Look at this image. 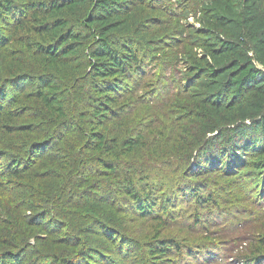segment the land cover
Instances as JSON below:
<instances>
[{"label": "trees", "instance_id": "trees-1", "mask_svg": "<svg viewBox=\"0 0 264 264\" xmlns=\"http://www.w3.org/2000/svg\"><path fill=\"white\" fill-rule=\"evenodd\" d=\"M158 2L0 0V28L11 31L14 46L2 59L7 84H0V130L8 136L0 140V264H42L35 255L45 249L46 238L38 235L46 233L66 247L44 251L49 264H113L93 259L96 250L83 235L99 234L103 245L117 249L136 241L144 264L194 258L198 250L187 244L207 249L235 241L232 229L215 233L218 224L201 223V213L218 208L222 196L214 194L211 175L264 178V6L261 0L199 3V26L187 29L179 57L182 86L169 108L179 123L150 140L145 131L159 108L139 101L148 119L136 123L123 97L133 80L140 86L137 76L154 49L143 22L157 23ZM14 84L28 90L10 100ZM168 144L171 168L150 154ZM163 167L171 176L159 175ZM21 192L40 204L27 205ZM256 196L264 201V193ZM178 200L194 224L184 227L187 234L171 235L166 227L180 218L173 209ZM78 209L84 218L75 217ZM116 209L133 210L151 228L126 236ZM259 219L260 232L228 264H264V214ZM220 258L208 252L202 260Z\"/></svg>", "mask_w": 264, "mask_h": 264}, {"label": "rangeland", "instance_id": "rangeland-1", "mask_svg": "<svg viewBox=\"0 0 264 264\" xmlns=\"http://www.w3.org/2000/svg\"><path fill=\"white\" fill-rule=\"evenodd\" d=\"M201 1L202 0H159L158 3L160 6L156 9L160 13L157 14L158 20L155 19L157 20V23L149 20H145L143 22L146 32H148V34L151 33L152 35L150 38L153 41H150L148 45L154 47V49L150 52L147 51L148 55L144 58L143 64L144 73L137 76V83L140 84V86L138 87L136 80H133L128 87L125 88L126 92H128L125 93L123 98L124 101L127 102L124 108L125 111H127L130 107L134 108L131 116L134 117L136 123L146 119L149 110L145 105H138L139 101L148 100V105L151 108L154 106L159 108V110L154 111V117L149 120V122L153 124V128L149 131H145L147 138H150V140H152L153 136L158 133V130L167 134L168 132L176 129L177 124L179 123V120L175 118L174 113L171 112L169 108L171 102L174 100V95L177 93V89L182 86L183 64L179 60V57L182 53V48L185 45L187 29L191 25L193 27L199 26V22L196 21V17L199 16L198 5ZM261 1L264 6V0ZM10 32L11 31L0 28V84H7L5 79H3L4 77L2 78L1 75L5 69V64L2 59L5 55L8 56V52H11L14 47H10V43H13L10 41V37L12 36ZM3 51H5V53ZM16 86L17 84H14L9 87L10 90H15L9 94L10 100H12V97L16 94L18 96L20 93H26L28 90V87L24 89L25 86L16 90L18 87ZM157 125L161 129H157ZM189 127L190 129H188L191 130V126ZM188 136L192 137L190 134ZM7 138L8 136L0 130V140H7ZM6 144L11 146L12 144H15V142L13 140L12 142ZM8 145H6V147H8ZM48 150L49 152H52V150ZM150 154L163 159L169 168L172 167V164L175 161L173 158V151L169 144L166 147L164 146L162 149L157 148ZM133 160L134 162H137L138 165H140L142 161L139 157H135ZM253 172L254 174L257 173L256 170ZM159 175H166L169 177L171 176V170L163 167L162 172L159 173ZM211 176L212 177L209 179V182L211 184V188H213L212 190L214 191V194L221 193L222 196L219 200L218 208L211 209L212 211H207L204 214L201 213V217L203 218L201 223H208L210 221L212 228L216 227L218 224L220 229L218 228L217 230H214V232L217 231L218 233H224L223 231L232 229L233 233L230 237L236 239L233 243H228L227 241L226 244H223L220 247L203 245L205 248L208 247L207 249H198L194 245L187 244V247L193 246L195 247L194 250L199 251H197L196 256L191 258L188 255L181 254L179 259L174 257L176 261L168 264H206L203 263L204 261L202 258L204 254L208 252H215L221 256L220 259L213 261L211 264H228L230 261L234 262L235 259L233 258L240 251L241 247L244 246L243 241L246 238H249L252 234L260 232L259 227L262 220H260L259 217L264 214V201L257 199L256 194L259 195V192H261L263 195L264 178L262 176L259 177L258 175H255L254 177H246V179L241 178L239 180L237 178L234 180L236 175L231 177L225 176L223 173ZM232 184L234 185V188L229 186ZM103 185L107 188V179H103ZM21 194V198H24L27 205L40 204L37 201L34 202L25 192H21ZM104 195L105 193H103V196ZM236 197L241 199L239 200ZM118 201L121 203V201L116 198V202ZM176 204L178 207L173 209H179L181 215L177 221L172 222L169 220L166 231L168 230L167 233L171 235H174V232H181V230L186 233L184 227H189L194 224L193 219H188L190 215V208L188 205L185 204L184 207H180L183 205H180L181 203L179 200L176 201ZM241 205L246 206L245 208L247 211L237 212L236 210L238 208L243 207ZM127 210V212H124L122 209H116L114 212L116 221H122L123 223L126 221V236L137 235L139 232H144L151 228L150 221L147 223V220L139 218L133 210ZM29 213L35 214L40 213V211L39 209H36L35 211L27 210L24 215H29ZM183 214L186 216L185 218H182ZM84 216V212L78 209L75 217L80 219L84 218ZM237 222H242L241 227L234 230ZM193 228H197L196 235L201 236V225H197ZM38 236H45L46 238L44 241L45 249L35 255L36 260L42 262V264H49V259L46 255H42L44 251H47L48 249H57L65 252L66 247L61 245V243H51L54 236L53 234L49 235L46 233ZM84 236L88 238L89 243H91L90 245L94 246L96 250L94 253H97V255H94L95 257L93 259L103 257L104 259L107 258L111 260L113 264H144V257L139 255L142 254L143 251H139V246L136 241H126L123 247L117 249L110 247L107 244L103 245L102 236L99 234H93L91 236L83 235V237ZM193 236L195 235L192 234L191 238ZM211 236H216V234H212ZM29 243L33 244L34 238H30ZM25 258L26 256H24V260ZM107 264L110 263L107 262Z\"/></svg>", "mask_w": 264, "mask_h": 264}]
</instances>
